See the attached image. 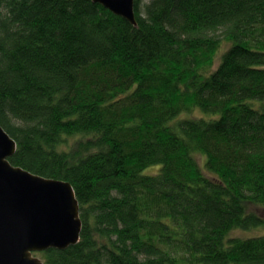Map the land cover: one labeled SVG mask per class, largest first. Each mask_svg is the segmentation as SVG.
Returning a JSON list of instances; mask_svg holds the SVG:
<instances>
[{"label":"trees","instance_id":"1","mask_svg":"<svg viewBox=\"0 0 264 264\" xmlns=\"http://www.w3.org/2000/svg\"><path fill=\"white\" fill-rule=\"evenodd\" d=\"M134 6L136 26L93 0H0L8 159L69 181L82 220L34 254L264 264V0ZM196 107L212 116L180 117Z\"/></svg>","mask_w":264,"mask_h":264},{"label":"water","instance_id":"2","mask_svg":"<svg viewBox=\"0 0 264 264\" xmlns=\"http://www.w3.org/2000/svg\"><path fill=\"white\" fill-rule=\"evenodd\" d=\"M136 26L135 0H93ZM16 142L0 125V264H44L34 253L80 239L79 201L69 181L13 165Z\"/></svg>","mask_w":264,"mask_h":264},{"label":"rangeland","instance_id":"3","mask_svg":"<svg viewBox=\"0 0 264 264\" xmlns=\"http://www.w3.org/2000/svg\"><path fill=\"white\" fill-rule=\"evenodd\" d=\"M218 61H219V58H218ZM193 117V116H196V117H205V118H209L210 116H212V114L210 113H207L205 111H202L200 108H194L193 112L192 113H182V115L180 117ZM197 159L199 160L200 162V165L202 164L203 160H202V156H197ZM159 164H155L153 166H150V167H146L143 169L142 173H148V174H154V172H156L158 169H159ZM241 233L243 234V236H249L251 233L253 234H256V233H260V231L258 230H251L250 232L249 231H244V230H235L233 232V234H237V235H241ZM245 233H249V234H245ZM37 255V254H35ZM38 257H40L39 255H37Z\"/></svg>","mask_w":264,"mask_h":264}]
</instances>
